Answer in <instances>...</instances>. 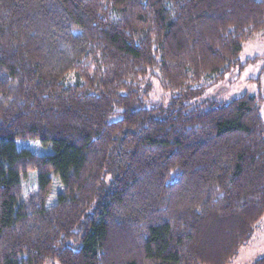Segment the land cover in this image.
I'll use <instances>...</instances> for the list:
<instances>
[{"label": "trees", "instance_id": "1", "mask_svg": "<svg viewBox=\"0 0 264 264\" xmlns=\"http://www.w3.org/2000/svg\"><path fill=\"white\" fill-rule=\"evenodd\" d=\"M263 30L264 0H0V264H230L264 116L200 99Z\"/></svg>", "mask_w": 264, "mask_h": 264}, {"label": "rangeland", "instance_id": "2", "mask_svg": "<svg viewBox=\"0 0 264 264\" xmlns=\"http://www.w3.org/2000/svg\"><path fill=\"white\" fill-rule=\"evenodd\" d=\"M240 60L245 65L244 68L233 70L224 81L212 87L200 101L207 98L230 101L247 94L261 100V111L264 116V30L243 44ZM75 81V75L71 74L67 78L66 85H72ZM154 96L156 99L163 96L157 81L154 82ZM31 146L39 153L49 151L40 148L36 143ZM23 186L25 196L33 192L37 188L36 175L31 173L23 180ZM60 190L61 186L54 178V191L49 199L50 205L54 203L56 193ZM261 260H264V217L255 225L250 238L230 264H258Z\"/></svg>", "mask_w": 264, "mask_h": 264}]
</instances>
